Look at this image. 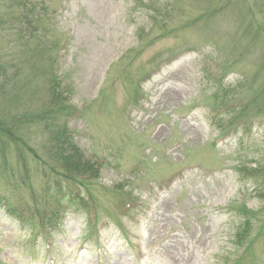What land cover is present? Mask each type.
Wrapping results in <instances>:
<instances>
[{
  "label": "rangeland",
  "instance_id": "rangeland-1",
  "mask_svg": "<svg viewBox=\"0 0 264 264\" xmlns=\"http://www.w3.org/2000/svg\"><path fill=\"white\" fill-rule=\"evenodd\" d=\"M33 1L42 51L0 32L1 59L35 64L0 110L35 109L60 76L59 122L99 174L71 187L86 208L58 199L70 191L43 175L49 135L26 126L27 179L13 147V174L0 166V196L23 217L0 211V264H264V0Z\"/></svg>",
  "mask_w": 264,
  "mask_h": 264
},
{
  "label": "trees",
  "instance_id": "trees-1",
  "mask_svg": "<svg viewBox=\"0 0 264 264\" xmlns=\"http://www.w3.org/2000/svg\"><path fill=\"white\" fill-rule=\"evenodd\" d=\"M5 4L9 5L8 11H10L7 18L0 14V32L4 35L5 46L8 43L10 49L14 46L17 51L20 47H27L32 38L39 37V41L36 44L37 51L41 46V37L37 34L34 27L37 24L41 25L43 21L41 16L38 15L39 13L36 12L37 3H34L33 0H12L7 1ZM12 44L14 45L11 48L9 45ZM41 51L42 49H39L38 52L41 53ZM14 54L15 51H13V56L9 55V58L5 60L0 58V100H2L1 98L4 100L6 98L15 99L16 96L18 99L22 86H25V84L20 82V77L25 76L28 79L31 75L34 76L33 73H29V70H35V64L29 60V57L25 59L23 53ZM34 80L30 79V82ZM61 83V77L52 73L50 83L47 86L50 98L47 102H41L35 109H23L17 113L9 111V108L0 110V166L4 170L12 171V168H9L7 165L6 155L10 147H13L21 163L20 166L22 165L21 168L25 173L24 178L27 179L26 156L27 154L33 157L38 155L29 147L23 131L26 129V126H42L43 131L49 135V138H47L46 155L50 162L49 165H44L43 175L45 177L53 175L57 177L56 182L60 184L62 182L66 183L70 193L67 194L62 191V188H57L58 199L67 195L69 197V204L74 203L76 206L84 208L86 200L83 198L80 200V196L77 193L78 190L74 191L71 187L72 185H76L78 188L80 185L88 190V185H90L91 181L98 177L99 163L85 158L81 148L74 142L67 123L64 121L62 123L59 122V116L62 111L65 109L69 111L70 109L66 98L68 87L63 89ZM222 90L223 98L229 93H234H232V89L222 88ZM251 104L252 102L249 100L242 107L241 105L237 106L238 114L234 119L240 118ZM233 112L234 110L231 111V113ZM37 158L39 159V157ZM43 164H47L46 161L43 160ZM59 186L57 185V187ZM74 194L76 195L74 196ZM0 210H4L15 218H20V215L15 211V206L2 196H0ZM35 212L38 214L37 209ZM57 212L54 216L57 215ZM248 235L249 223L244 222L241 224L240 231L236 234L237 244H242L248 238Z\"/></svg>",
  "mask_w": 264,
  "mask_h": 264
}]
</instances>
